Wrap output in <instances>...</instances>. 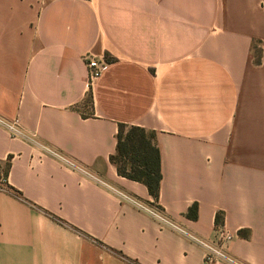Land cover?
<instances>
[{
	"label": "crops",
	"instance_id": "obj_1",
	"mask_svg": "<svg viewBox=\"0 0 264 264\" xmlns=\"http://www.w3.org/2000/svg\"><path fill=\"white\" fill-rule=\"evenodd\" d=\"M88 55L108 62L90 89ZM0 114L37 136L0 126V264H228L116 191L264 264V0H0ZM120 123L156 135L157 200L110 161Z\"/></svg>",
	"mask_w": 264,
	"mask_h": 264
},
{
	"label": "built area",
	"instance_id": "obj_2",
	"mask_svg": "<svg viewBox=\"0 0 264 264\" xmlns=\"http://www.w3.org/2000/svg\"><path fill=\"white\" fill-rule=\"evenodd\" d=\"M106 59H99L97 57L88 55L86 57V67L88 70V77L86 81V87L90 89L95 82L101 77L103 74L106 65ZM0 126H2L13 139H26V140H34L37 136L34 133L28 132L24 126L22 125L21 120L18 117L8 119L0 114ZM37 143L39 149L46 156H49L59 163H61L64 167L78 172L83 175L86 179L101 185L103 187L111 188L100 176L92 173L86 167L79 164L74 159L66 156L65 154L57 151L56 149L44 145L41 143ZM116 191V190H115ZM0 192L10 193L12 192V188L10 186L9 181V173L5 170L4 164L0 161ZM120 197L135 206L137 209L147 213L152 218L162 225V227H167L173 229L174 231L184 235L191 241H194L198 245H200L203 249V258L204 261L208 263H215L218 261H223L228 264H244L240 261L236 260L233 256H231L228 252V245L233 238V234L226 229L224 226L217 224L214 228V237L211 240H205L197 235L193 234L182 225L175 222L159 205L152 202L143 201L135 196L116 191Z\"/></svg>",
	"mask_w": 264,
	"mask_h": 264
},
{
	"label": "trees",
	"instance_id": "obj_3",
	"mask_svg": "<svg viewBox=\"0 0 264 264\" xmlns=\"http://www.w3.org/2000/svg\"><path fill=\"white\" fill-rule=\"evenodd\" d=\"M258 52L256 51V56ZM155 133L145 128L120 123L116 150L110 155L119 175L144 184L156 200L162 181L161 154L155 142ZM197 210V205L194 206ZM187 215L196 217L191 208ZM219 218H217L218 220Z\"/></svg>",
	"mask_w": 264,
	"mask_h": 264
}]
</instances>
